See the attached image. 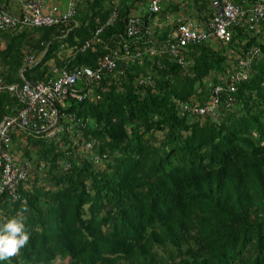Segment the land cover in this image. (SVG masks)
Returning <instances> with one entry per match:
<instances>
[{"label": "trees", "instance_id": "trees-1", "mask_svg": "<svg viewBox=\"0 0 264 264\" xmlns=\"http://www.w3.org/2000/svg\"><path fill=\"white\" fill-rule=\"evenodd\" d=\"M149 1L75 0L72 17L34 26L19 15L0 30V122L17 116L23 81L115 57L99 79L76 82L84 97L63 102L57 131L7 126L0 146L33 169L16 200L0 195V223L26 207L31 235L0 264H264V54L227 86L239 59L262 47L264 27L232 26L224 44L208 38L174 55L173 22L160 18L203 25L211 0H157V12ZM129 16L138 18L133 35ZM229 50L238 55L232 62ZM217 84L213 117L199 119L190 108L206 104ZM69 114L90 156L72 146Z\"/></svg>", "mask_w": 264, "mask_h": 264}, {"label": "built area", "instance_id": "built-area-1", "mask_svg": "<svg viewBox=\"0 0 264 264\" xmlns=\"http://www.w3.org/2000/svg\"><path fill=\"white\" fill-rule=\"evenodd\" d=\"M20 1L23 11L21 23L34 26L49 25L60 18V16H56L54 7L47 12H43L41 9L43 5L40 0ZM211 6L214 11L205 25L195 24L191 20L181 17H176L170 21L174 25L173 30L170 31L173 41L167 42L170 53L176 55L179 47L199 43L210 37L216 38L221 42H227L230 37V27L232 26L246 24L247 28L254 32L258 26L264 27V0H254L245 6L238 5L232 0H211ZM148 10L150 12L159 10L157 0L149 1ZM72 13L73 4L70 2L66 12L62 14V18L69 17ZM114 15L115 13L112 10L110 17H114ZM16 21L17 19L4 9L3 4H0V30L7 26H13ZM137 24L138 18L129 16L125 26L126 34L133 35L136 33ZM260 46L262 47L251 48L245 53L244 58L239 59L238 66L240 69L248 66L251 57L255 53L264 54V38L261 40ZM114 58V54H104L96 59L93 66L74 65L70 69H61L58 71L59 74L55 80H47L46 82L23 81L19 90H14L16 99L23 105L18 109L17 116H4L1 120L0 140H2L7 126L12 124L19 125L23 129L33 132L49 128L55 123L58 114L61 113L59 108L63 106L64 101L81 99L84 96V94H80L75 89L76 82L90 83L99 79L104 72L111 71L115 66ZM177 62L183 63L181 55L177 57ZM239 70L229 75L228 90H232L234 88L233 83L244 76L243 72ZM224 82H226V79H223ZM12 89L13 87L7 88V90ZM221 90V85H215L213 93L217 95ZM18 118L20 119L19 124L17 123ZM85 147H89V143H86ZM28 168V163H17L13 160L11 154L8 153V147L4 149L0 146V192L6 191L12 198H16L15 189L17 183L25 178Z\"/></svg>", "mask_w": 264, "mask_h": 264}, {"label": "clouds", "instance_id": "clouds-1", "mask_svg": "<svg viewBox=\"0 0 264 264\" xmlns=\"http://www.w3.org/2000/svg\"><path fill=\"white\" fill-rule=\"evenodd\" d=\"M2 1L3 0H0V4H3L4 9L8 13H10L8 11L7 3L5 5V3H3ZM40 1L42 2V5H43V8H41L42 11H43V9H46V11H43V12H47L50 8H53V7L56 10V6L57 5H49V6H46L45 0H40ZM18 2H19V6H22L21 1L18 0ZM70 2L73 4V13L69 17H72L74 15V13H75V9H74V3H75V1L74 0H68L67 1V7H68V3H70ZM66 10L64 12H62V13H59L58 11H56V16H60V18H62V14H64L66 12ZM112 10H114V9H112ZM213 11H214V8H213ZM110 14H111V12H110ZM170 15H172V14L171 13L168 14L167 17L169 18ZM11 16H13V15H11ZM22 16H23V11H22ZM13 17L16 19L15 16H13ZM176 17H179L180 18V16H176ZM176 17L174 16L173 18H170V21L172 19L176 18ZM206 23L207 22H205L203 25H205ZM262 27L263 26H261V25L258 26L257 29H256V31H258L259 28H262ZM251 31L254 32L253 30H251ZM210 38L211 39H216V38H212V37H210ZM216 40H218V39H216ZM222 43H226V42H222ZM220 78H223V77H220ZM214 86L211 87V94L209 95L206 104L201 105V106H196L195 105L196 107L193 106L192 108H190L191 109V113H193L196 116H198L199 119H201V117L203 116V113L204 112H210L211 113L212 106L215 103L218 102L217 101V95H215L213 93ZM81 99H76V100H81ZM213 99H215V100H213ZM227 100H229V99H227ZM227 102H230V101H227ZM180 105L181 104H179V106ZM60 108H62V107H60ZM60 108H59V110H60ZM184 108H188V106L185 105ZM200 109H201V111H200ZM60 114H62V112L59 113L58 116ZM58 116H57L56 121H55V123L53 125H51L49 128H46L43 131H38L36 133H45L46 135H49V134H52L53 131H57L58 130V125H57ZM211 117H213V114L211 115ZM68 119L71 121V123H70V125H65L64 128H65V130L69 134L70 142H71L72 146H75L76 148H78V153H80V154L86 153L88 156H90L91 155L90 154V149L92 148V144L89 141H86L85 142L83 140V137L72 128L73 126H76V125L74 124L73 117H72L71 114H69V118ZM30 132H33V131H30ZM86 143H89V147H85V144ZM8 153L11 154V156H12V158H13V160L15 162H17V163H28V165H29L28 172H27L25 178L24 179H21L17 183V187L15 189V192L17 194V197L16 198H12L9 194L6 193V191L0 192V195L5 194L7 197H9L11 200L14 201V200H16L19 197V194H18V191H17L18 190V187H23V186L26 187V184L25 183H26L27 179L29 178V176L31 175V171H32L33 167L31 168V165L32 164L30 162H28V161H21L20 162V160L17 158L18 152H11V149H8ZM90 160L95 165L97 163V161H98V158L97 157H94V159H90ZM68 165L69 164L66 161L62 164L63 168L68 167ZM27 211H28V209L26 207H24L16 215H14V216H12L10 218H7L3 223H0V261H5V260H9L11 258H14L15 256H17L20 253L21 249L24 248L28 244V242L30 240V235L31 234H30V232L28 231V229L26 227V219H27V217L25 216L24 213H26Z\"/></svg>", "mask_w": 264, "mask_h": 264}, {"label": "crops", "instance_id": "crops-1", "mask_svg": "<svg viewBox=\"0 0 264 264\" xmlns=\"http://www.w3.org/2000/svg\"><path fill=\"white\" fill-rule=\"evenodd\" d=\"M59 0H45V4L46 6L49 5H57L56 6V11H58L59 13L64 12L67 8V3H58ZM68 1V0H67ZM75 1V0H74ZM112 1V0H110ZM64 4V5H63ZM7 6H8V11L10 12L11 15L13 16H19L22 15V7L19 6V2L18 0H7ZM115 10V9H114ZM43 11H46V9H43ZM189 11H185L184 13H188ZM178 13V12H177ZM182 13V12H181ZM111 16V14H109L108 18ZM187 16V14L185 15V17ZM115 17V16H114ZM19 18V17H18Z\"/></svg>", "mask_w": 264, "mask_h": 264}, {"label": "rangeland", "instance_id": "rangeland-1", "mask_svg": "<svg viewBox=\"0 0 264 264\" xmlns=\"http://www.w3.org/2000/svg\"><path fill=\"white\" fill-rule=\"evenodd\" d=\"M58 3H67V0H59L58 1ZM63 4V5H64ZM131 12V14L132 13H137V12H133L132 10L130 11ZM157 15L159 16L160 15V13H157ZM173 14L172 15H170L169 16V18H164V17H161L160 18V21L163 23V22H169L170 21V18H173ZM190 19H192V18H190ZM155 26V25H154ZM153 27V26H152ZM224 44V43H223ZM238 55L236 54V53H234L232 50H229L228 52H226V57H227V59H228V61H231L232 62V59H234V58H236ZM243 69V74H244V76H242V78L243 77H245V73H246V71H248V68L247 67H245V68H242Z\"/></svg>", "mask_w": 264, "mask_h": 264}]
</instances>
